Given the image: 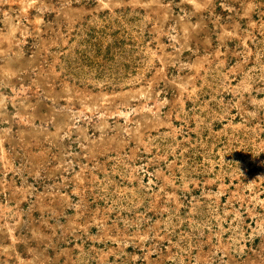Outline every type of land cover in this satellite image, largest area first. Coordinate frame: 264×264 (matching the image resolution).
I'll use <instances>...</instances> for the list:
<instances>
[{
  "label": "rangeland",
  "instance_id": "rangeland-1",
  "mask_svg": "<svg viewBox=\"0 0 264 264\" xmlns=\"http://www.w3.org/2000/svg\"><path fill=\"white\" fill-rule=\"evenodd\" d=\"M0 264H264V0H0Z\"/></svg>",
  "mask_w": 264,
  "mask_h": 264
}]
</instances>
